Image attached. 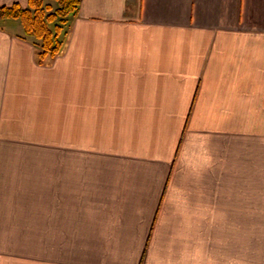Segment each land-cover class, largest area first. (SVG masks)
<instances>
[{
	"label": "crops",
	"instance_id": "crops-1",
	"mask_svg": "<svg viewBox=\"0 0 264 264\" xmlns=\"http://www.w3.org/2000/svg\"><path fill=\"white\" fill-rule=\"evenodd\" d=\"M69 21L39 65L0 20V264H264V0Z\"/></svg>",
	"mask_w": 264,
	"mask_h": 264
},
{
	"label": "trees",
	"instance_id": "trees-1",
	"mask_svg": "<svg viewBox=\"0 0 264 264\" xmlns=\"http://www.w3.org/2000/svg\"><path fill=\"white\" fill-rule=\"evenodd\" d=\"M80 0H28L27 7L0 6V20H18L23 34L36 48L37 64L45 65L57 57L68 36L69 20L78 13Z\"/></svg>",
	"mask_w": 264,
	"mask_h": 264
},
{
	"label": "rangeland",
	"instance_id": "rangeland-1",
	"mask_svg": "<svg viewBox=\"0 0 264 264\" xmlns=\"http://www.w3.org/2000/svg\"><path fill=\"white\" fill-rule=\"evenodd\" d=\"M21 26V25H20ZM22 29H23V27H22Z\"/></svg>",
	"mask_w": 264,
	"mask_h": 264
}]
</instances>
